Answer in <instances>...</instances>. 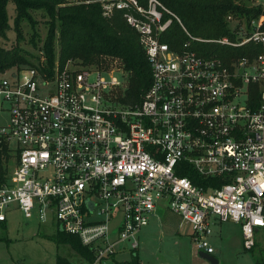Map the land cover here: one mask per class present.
I'll return each mask as SVG.
<instances>
[{
  "label": "built area",
  "instance_id": "obj_1",
  "mask_svg": "<svg viewBox=\"0 0 264 264\" xmlns=\"http://www.w3.org/2000/svg\"><path fill=\"white\" fill-rule=\"evenodd\" d=\"M63 1L97 2L105 19L119 12L150 83L125 104L115 62L0 73H8L0 79V223L9 210L53 220L92 253L89 264H103L135 252L138 232L163 205L189 227L196 252L212 255L211 227L228 221L250 251L264 229V0H249L257 18L226 17L233 40L192 38L158 0ZM172 20L187 37L178 50L160 41ZM191 41L260 51L225 64L197 55ZM188 170L203 182L179 175Z\"/></svg>",
  "mask_w": 264,
  "mask_h": 264
},
{
  "label": "trees",
  "instance_id": "obj_2",
  "mask_svg": "<svg viewBox=\"0 0 264 264\" xmlns=\"http://www.w3.org/2000/svg\"><path fill=\"white\" fill-rule=\"evenodd\" d=\"M180 21L186 32L196 39L216 40L227 37L233 40L226 17L242 18L243 21L257 18L258 9L249 0H159ZM13 5L11 29L14 45L6 49L0 46V73L21 68H36L50 71L54 64L59 68L67 61H75L81 66L107 67L115 62L124 76L121 102L137 103L150 83V70L144 52L138 44L136 33L125 24L119 12L109 19L100 14L97 2L68 5L63 0H0V39L10 29L6 5ZM39 22H38V20ZM43 26V36L37 32V24ZM27 27L28 31L24 32ZM28 36L26 44L38 51L31 55L20 43ZM187 40L180 27L173 22L161 36L160 41L169 48L178 50ZM190 49L202 57H213L228 63L231 59L255 55L259 45L246 44L238 48L220 46L213 43L190 42ZM3 170L0 166V177ZM186 175L194 184L203 180L193 171ZM55 244L66 245L84 264L92 261V253L83 247L77 238L56 231L50 238ZM255 242L252 251L256 247ZM263 257L255 264H264ZM55 264H71L57 257ZM113 264H139L135 252L128 260Z\"/></svg>",
  "mask_w": 264,
  "mask_h": 264
},
{
  "label": "rangeland",
  "instance_id": "obj_3",
  "mask_svg": "<svg viewBox=\"0 0 264 264\" xmlns=\"http://www.w3.org/2000/svg\"><path fill=\"white\" fill-rule=\"evenodd\" d=\"M12 10L13 5L8 2L6 14L10 29L5 33V38L0 39V46L6 49L14 45V33L11 29ZM173 22L175 21L172 20ZM36 27L42 38L43 26L38 23ZM26 31L27 27L24 28V32ZM27 38L28 36L24 35V41L20 46L31 55L37 56L38 51L26 44ZM2 78H8V73L0 74V79ZM6 123L7 112L0 103V127ZM11 161L9 169L12 168ZM151 222L140 230L136 238L138 247L135 254L139 264H208L197 256L189 238V227L181 223L176 215L166 209H159L156 218ZM56 231L53 220L39 224L34 217L27 220L16 210L7 211L4 224L0 225V264H55L57 257L71 264H84L66 245L55 244L50 239ZM255 242L257 245L252 251L244 250L239 224L230 221L214 225L208 238L213 250L211 257L216 260V264H255L263 257L264 229L255 234ZM128 258L129 253L123 252L103 264H113Z\"/></svg>",
  "mask_w": 264,
  "mask_h": 264
},
{
  "label": "water",
  "instance_id": "obj_4",
  "mask_svg": "<svg viewBox=\"0 0 264 264\" xmlns=\"http://www.w3.org/2000/svg\"><path fill=\"white\" fill-rule=\"evenodd\" d=\"M86 205H87L88 210L90 211L91 205L89 203H87ZM197 256L201 258L202 260L206 261L208 264H216V260H214L210 255H206L202 252H197Z\"/></svg>",
  "mask_w": 264,
  "mask_h": 264
},
{
  "label": "crops",
  "instance_id": "obj_5",
  "mask_svg": "<svg viewBox=\"0 0 264 264\" xmlns=\"http://www.w3.org/2000/svg\"><path fill=\"white\" fill-rule=\"evenodd\" d=\"M165 210L166 208L163 206V205H159L157 208H156V210L154 211V213H152L151 215H149V217H148V223H147V225L145 226V227H143V228H146L148 225H149V223L151 222V221H153V219L154 218H156V213H157V210ZM167 210V209H166ZM5 222V221H4ZM4 222H2V223H0V225H3L4 224ZM152 223V222H151ZM216 225H218V224H216ZM214 226V225H213ZM212 226V227H213ZM212 227H211V229H212ZM142 229V228H141ZM140 229V230H141ZM140 232V231H139ZM139 232H138V234H139ZM138 234H137V236H138ZM213 254V253H212ZM211 256V255H210Z\"/></svg>",
  "mask_w": 264,
  "mask_h": 264
}]
</instances>
